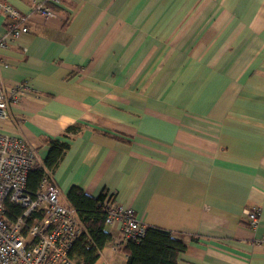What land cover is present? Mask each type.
<instances>
[{
  "label": "crops",
  "instance_id": "0c3cea01",
  "mask_svg": "<svg viewBox=\"0 0 264 264\" xmlns=\"http://www.w3.org/2000/svg\"><path fill=\"white\" fill-rule=\"evenodd\" d=\"M61 1L0 46V80L26 85L1 131L43 164L78 125L51 173L62 203L72 186L112 192L186 243L178 264H264V0ZM106 230L94 264H125Z\"/></svg>",
  "mask_w": 264,
  "mask_h": 264
},
{
  "label": "built area",
  "instance_id": "2783aa9c",
  "mask_svg": "<svg viewBox=\"0 0 264 264\" xmlns=\"http://www.w3.org/2000/svg\"><path fill=\"white\" fill-rule=\"evenodd\" d=\"M61 0L35 2L30 13H22L0 0V18L6 31L0 36V46L29 31L27 24L32 13L45 17L55 15L47 3L61 4ZM26 93V85L5 87L0 80V125L8 118V105L17 103ZM37 162L34 149L22 137L7 134L0 128V264H76L70 253L75 241L83 233L78 214L71 205L61 202V192L48 176L39 190H28L27 178ZM8 203L19 205L22 211L11 214ZM106 226H116L119 237L113 246L120 250L128 241L144 237L147 225L134 217L132 208L117 204L112 192L105 200ZM260 208H246L249 226L257 229ZM264 244V236L258 240Z\"/></svg>",
  "mask_w": 264,
  "mask_h": 264
},
{
  "label": "trees",
  "instance_id": "16d2710c",
  "mask_svg": "<svg viewBox=\"0 0 264 264\" xmlns=\"http://www.w3.org/2000/svg\"><path fill=\"white\" fill-rule=\"evenodd\" d=\"M79 129L78 125H72L67 128L64 138L50 140L49 152L43 164L36 162L28 173L27 187L31 193L35 194L39 190L45 176L51 180L52 171L69 148L67 135ZM107 194L108 191H103L98 196H92L79 186H72L67 193V202L75 208L83 227V233L75 241L70 253L76 264H94L102 249L113 240L105 223L107 212L104 200ZM8 209L13 215L22 211L19 205L12 203H8ZM186 247V243L170 230L147 226L141 240L128 241L122 250L127 256L125 264H178L179 256L186 251Z\"/></svg>",
  "mask_w": 264,
  "mask_h": 264
}]
</instances>
